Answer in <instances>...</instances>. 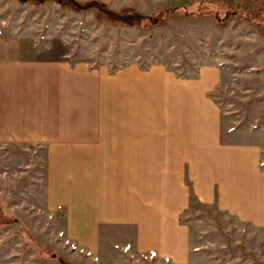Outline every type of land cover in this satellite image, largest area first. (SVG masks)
<instances>
[{"label": "crops", "instance_id": "crops-1", "mask_svg": "<svg viewBox=\"0 0 264 264\" xmlns=\"http://www.w3.org/2000/svg\"><path fill=\"white\" fill-rule=\"evenodd\" d=\"M220 78L0 57V144L46 148V209H64L69 239L91 251L102 228H132L137 252L179 261L191 194L264 228L260 148L222 141Z\"/></svg>", "mask_w": 264, "mask_h": 264}, {"label": "rangeland", "instance_id": "rangeland-1", "mask_svg": "<svg viewBox=\"0 0 264 264\" xmlns=\"http://www.w3.org/2000/svg\"><path fill=\"white\" fill-rule=\"evenodd\" d=\"M37 1L0 0V57L109 73L162 65L187 78L214 66L222 141L257 145L264 169V0H72L86 10ZM45 154L43 145L0 144V264H264V228L192 194L179 217L190 235L185 259L137 252L132 228H102L88 250L67 237L64 209H46Z\"/></svg>", "mask_w": 264, "mask_h": 264}, {"label": "trees", "instance_id": "trees-1", "mask_svg": "<svg viewBox=\"0 0 264 264\" xmlns=\"http://www.w3.org/2000/svg\"><path fill=\"white\" fill-rule=\"evenodd\" d=\"M46 1H51V0H38L37 2L38 3H44ZM52 1L56 2L57 4L61 5L62 7H66V8L72 9V10H75V8H72L71 5H77L76 9H78V10H86V9L90 8L89 3L87 4V6H84V5H81V4L74 2L72 0H52ZM91 5L95 6L96 4L91 3ZM152 24L154 25V23H152ZM60 264H67V263L60 261Z\"/></svg>", "mask_w": 264, "mask_h": 264}]
</instances>
